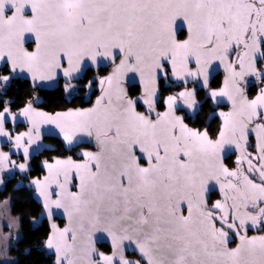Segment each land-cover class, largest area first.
<instances>
[{
  "label": "snow or ice",
  "instance_id": "obj_1",
  "mask_svg": "<svg viewBox=\"0 0 264 264\" xmlns=\"http://www.w3.org/2000/svg\"><path fill=\"white\" fill-rule=\"evenodd\" d=\"M185 28L186 38L179 39ZM28 34L35 37L34 51L24 47ZM258 59H264V0H0V61L13 74L27 72L35 82L62 73L68 91L70 81L88 70L87 61L113 63L99 79L94 107L49 115L29 102L19 113L32 125L14 140L25 157V137L35 143L41 123L54 124L68 144L83 133L100 145L98 152H83L81 162L45 163L48 175L32 181L49 218L53 208L68 217L64 229L51 226L46 241L55 264H264V235H247L264 231V120L256 122L264 117V87L249 99L246 79L264 81ZM215 62L227 75L223 87L208 95L216 104H231L220 113L216 139L175 114L182 100L195 115L191 90L169 95L167 111L156 112L157 81L168 78L169 66L176 81L202 77L207 87ZM128 73L140 77L145 113L136 110L140 98L129 99L122 86ZM7 114L5 107L0 137H9ZM253 134L255 154L248 151ZM233 148L239 154L229 169L222 157ZM144 159L147 166H141ZM8 160L0 152V170ZM211 181L221 193L214 202L207 195L215 190ZM95 233L110 238V253L97 251ZM126 249L137 259H129Z\"/></svg>",
  "mask_w": 264,
  "mask_h": 264
},
{
  "label": "flooded vegetation",
  "instance_id": "obj_2",
  "mask_svg": "<svg viewBox=\"0 0 264 264\" xmlns=\"http://www.w3.org/2000/svg\"><path fill=\"white\" fill-rule=\"evenodd\" d=\"M11 15V12L7 13ZM29 15L28 13H26ZM186 36V32L183 31L179 34L178 38L183 39ZM34 42L26 39L24 47L25 49L31 50ZM235 54H233L234 58ZM10 64L0 61V77L9 76L11 77L9 81L5 82L0 79L3 88L0 89V112L4 111V108L9 109L8 120L5 123V131L9 133V137H0V152L8 154L9 160L7 165L0 170V194L6 193L14 188L27 187L29 190L34 192V184L32 181L40 180L44 178L47 173V168L44 167L45 163L52 164L57 159L66 160L71 158L75 162H81L83 160L82 153L85 151H93L96 149L92 142H83L79 144H65L60 138L55 136H39V139L35 143L28 145L27 137H25V146L29 148L28 156H24L23 149H16L14 140L20 133H27L32 125L26 120L25 117L20 116V111L29 103L32 102V107L35 111H49L54 112L57 110L66 109H82L89 106L98 92V81L101 76H103L109 69V66L104 67H89L87 71L83 72L78 78L72 79L70 81L73 86L72 89L68 91L65 90L68 80L60 78L58 80V85L54 89H59L61 91V102L58 108H47L46 96L44 91H52L46 89H39L37 87L33 88L28 79L22 77L12 76L10 69ZM192 70L196 69L195 62L192 61L189 64ZM215 71L209 76L208 86H203V78H189L188 83L183 81H176L175 78L171 77V70L169 66L168 78L165 79L161 77L158 79V97L159 103L156 106V112H163L167 108L164 101L169 95H176L180 91L185 89L194 92V100L196 101V112L195 115H191L192 109H188L184 102L179 101V108L176 111L178 116H187L185 123L189 127L194 129H199L200 131L207 130L212 139H216L220 128L222 127V119L220 117L221 112H228L230 109L229 102L225 99L223 103L216 104L208 95L211 91H219L222 87V80L224 76L223 65L215 64ZM257 68H264V59H258ZM95 77V82L92 84L91 88L88 87L90 80ZM250 83L247 86V92L249 99L255 97L260 91V88L264 87V81H258L256 77L251 76L246 78ZM23 85V93L19 98L16 97L14 93L9 94L8 90L18 85ZM176 85H179L178 87ZM53 89V90H54ZM140 86L135 84L128 88V93L130 98L136 97L140 94ZM71 93V94H70ZM7 102V103H6ZM136 110L139 112H146V106L143 105V100H140L137 104ZM156 112L151 113L153 119L156 118ZM12 115L16 116L13 120ZM264 120L261 117L256 122L259 123ZM33 137L36 133H32ZM250 147L248 151L255 154V136L254 134L249 137ZM239 153L233 148L228 154L223 155V163L229 169L235 168V160ZM14 162V163H13ZM141 166H147L146 159L140 161ZM25 164L26 170L20 171L19 165ZM95 168H93L94 170ZM78 184V181H76ZM210 187H214L215 190L209 192L207 195L210 197V202H214L221 198V193L219 191V185L215 181L210 182ZM77 187H73L75 191ZM57 189H53L56 191ZM5 197V196H4ZM52 197H55L53 195ZM39 204V203H38ZM43 206L39 204V212L42 210ZM183 214L187 215V205L183 206ZM46 220L48 223V219ZM52 222H55L59 227L64 224V220L60 217H53ZM249 237L253 235H264V231H257L256 229H250L247 233ZM239 243L238 238L234 239L229 247H235ZM99 252L110 253L111 248L106 243H98ZM134 248V246H133ZM125 255L129 259H137L138 253L134 252L132 249H126Z\"/></svg>",
  "mask_w": 264,
  "mask_h": 264
},
{
  "label": "trees",
  "instance_id": "obj_3",
  "mask_svg": "<svg viewBox=\"0 0 264 264\" xmlns=\"http://www.w3.org/2000/svg\"><path fill=\"white\" fill-rule=\"evenodd\" d=\"M23 85L10 88L9 94L14 93L17 98L22 96ZM47 108H58L61 102V91L54 89L44 91ZM10 196L12 199L11 212L19 216L20 235L9 248L14 257L12 261L0 264H54L53 255L46 248L45 241L49 233L46 220L37 221L39 204L33 198V193L27 187L14 188L0 194V198Z\"/></svg>",
  "mask_w": 264,
  "mask_h": 264
},
{
  "label": "water",
  "instance_id": "obj_4",
  "mask_svg": "<svg viewBox=\"0 0 264 264\" xmlns=\"http://www.w3.org/2000/svg\"><path fill=\"white\" fill-rule=\"evenodd\" d=\"M26 13H28L29 15H31L30 10H28ZM184 31L186 32V36H187L186 28L184 29ZM28 36L30 37V38H28V40H31V41L34 42V45H33L32 49H31V50H28V51H34V50H35V46H36V45H35V37L32 36L31 34H28ZM186 36H185L183 39H185ZM119 59H120V57L117 56V57H116V62H117V63L119 62ZM87 63H88V65H89V67H97L96 65L91 64V61H87ZM109 64H110V66H109L108 71H107L103 76H101L100 78H103V77L107 76V75L112 71L113 63H112V61L109 60V61H106L105 64H102V65L99 66V67H104V66H108ZM215 64L217 65V64H219V63H218V62H215L214 65H215ZM214 65H213V66H214ZM67 66H68V65H67V61L64 60L63 67H67ZM221 66H222V65H221ZM9 69H10V66H9ZM223 70H224V76H223V80H222V87H223V85H224V80H225V77H226V75H227V73L225 72L224 66H223ZM10 72H11V70H10ZM82 73H83V72H82ZM82 73H80L76 78L80 77V76L82 75ZM11 74H12V76H14V77H22V78L28 79V80L30 81L31 86H32L33 88L37 87V88H39V89H46V90H53L54 88H56V86L58 85V80H59L60 78H63V79H65V80H67V78L63 77L62 73H60L59 75H57V77H56L55 79H53V80H44V81H39V80H38V81H35V82L32 80L31 75H30L29 73H27V72L20 73L19 70H17V74H13L12 72H11ZM100 78H99V79H100ZM74 79H75V78H74ZM135 84H137V85L140 86L141 92H140V94L136 95V97H134V98H130L129 93H128V88H129L130 86H132V85H135ZM122 86H123L125 92L127 93V96H128L129 99H133V100H135V99H137V98H140V100H143V85L140 83V77H139L138 74H136V73H128V74L123 78V80H122ZM222 87H221V88H222ZM97 88H98V92H97L95 98L93 99L92 103H91L89 106H87L86 108H82V109L57 110V111H54V112H49V111H40V112H44V113H47V114H49V115H55L57 112H67V111H69V110H73V111H75V110H85V109L92 108V107L95 106V103H96L97 98L101 95V89H100L99 81H98ZM158 89H159V88H158V82H157V93H158ZM229 104H230V102H229ZM230 110H231V104H230V109H229L228 111H230ZM165 111H167V108L165 109ZM138 112H139V111H138ZM163 112H164V111H163ZM141 113H144V112H141ZM45 135L58 137V138H60L65 144H68V143L64 140V138H63V134L60 132V130H59L58 128H56V126H55L54 124H45V123H41V124L39 125V136L41 137V136H45ZM83 142H92V143L95 145L96 149L93 150V151H90V152L95 153V152H98V151L100 150V145L97 143L96 138H95L94 135H93L92 137H88L87 135H85V134H83V133H79V134H77V136L75 137V140H74V142H73L72 144H79V143H83ZM93 171H95V169H94ZM47 175H48V170H47V173H46L45 176H47ZM45 176H44V177H45ZM43 179H44V178H43ZM43 179H42V181H43ZM78 183H79V182H78ZM77 185H78V184H77ZM34 189H35V190H34V192H33V198L35 199V201H36L37 203H39V204H41V205L43 206V198L39 196V194H38V192H37V189H36V186H35V185H34ZM76 190H78V188H77ZM76 190H75V191H76ZM56 191H59V189H57ZM52 199H56V196H55V197H52ZM55 216H56V217H60V218H62V219L64 220V224H63L61 227H59L55 222H52V221H51V219H52L53 217H55ZM43 219H48L49 233H48V235H47V237H46V241H47L49 235H50L51 232H52V227H51V226H52L53 224H55L58 228H60V229L62 230V229H64L65 227H67V226H68V223H69V221H68V217H67V215L64 213V210H63V209H55V208H53V209H52V216H51V218H49L48 213L45 211V209H44V207H43L42 210L39 212L38 217L36 218V220H37V221H38V220H39V221H42ZM86 227H87V225H86ZM98 236H103V239L97 240L96 237H98ZM46 241H45V245H46ZM93 241H94V243H95V247H96L97 251H99V250H98V246H97L98 243H106V244H108V245L110 246V248H111L110 238H108L107 235L104 234V233H95L94 236H93ZM46 248H47V247H46ZM47 250H48V252H49L50 254L53 255V258H54V259H53V263L55 264V260H56L55 251H54V250H50V249H48V248H47Z\"/></svg>",
  "mask_w": 264,
  "mask_h": 264
},
{
  "label": "rangeland",
  "instance_id": "obj_5",
  "mask_svg": "<svg viewBox=\"0 0 264 264\" xmlns=\"http://www.w3.org/2000/svg\"><path fill=\"white\" fill-rule=\"evenodd\" d=\"M3 85L0 83V89ZM8 201V203H5ZM10 196L0 198V261L10 256L9 248L20 235L19 216L11 212Z\"/></svg>",
  "mask_w": 264,
  "mask_h": 264
},
{
  "label": "crops",
  "instance_id": "obj_6",
  "mask_svg": "<svg viewBox=\"0 0 264 264\" xmlns=\"http://www.w3.org/2000/svg\"><path fill=\"white\" fill-rule=\"evenodd\" d=\"M13 259H14V257L12 255H10V256H6V258L0 262H9V261H12Z\"/></svg>",
  "mask_w": 264,
  "mask_h": 264
}]
</instances>
